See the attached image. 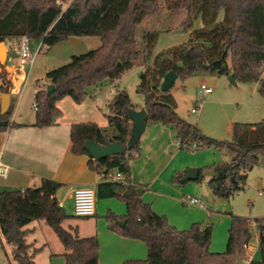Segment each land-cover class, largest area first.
Returning a JSON list of instances; mask_svg holds the SVG:
<instances>
[{"label":"trees","instance_id":"trees-1","mask_svg":"<svg viewBox=\"0 0 264 264\" xmlns=\"http://www.w3.org/2000/svg\"><path fill=\"white\" fill-rule=\"evenodd\" d=\"M162 6L169 11L184 12L177 28L188 29L189 40L162 49L138 75L136 91L144 98L147 123L175 128L178 143L186 150L192 151L194 143V150L214 147L229 152V162L209 168L215 170L210 180V184H217L212 188L214 195L230 198L245 185L242 172L259 164L260 156L264 155V118L251 123L234 121L231 138L216 140L178 116L171 88L162 92L160 83L169 70L178 79L198 73L234 74L236 81L256 82L259 94L264 97V0H0V42L26 36L32 42L51 47L73 36L99 38L98 47L74 54L67 64L45 73L46 84L34 93L33 103V125L41 128L53 124L61 114L56 107L59 99L69 96L74 102H80L87 88L105 80L114 83L140 56L147 59L157 42L158 31L145 30L140 45L136 31L146 16L157 13ZM197 17L202 26L191 29ZM3 67L0 64V93L9 92L11 87ZM49 83L54 85V90L46 95ZM113 94L106 107L107 127H99L95 122H76L69 128V137L71 152L88 156L83 148L86 140L121 143L120 153L100 160L90 157L87 165L103 175L120 171L126 176V183L99 184L96 194L97 197L114 196L125 203L124 215L110 212L105 215L110 221L109 228L119 235L139 239L146 246L145 260L122 264H235L238 253L241 257L245 255L242 244L251 236L248 218L231 216L225 251L213 252L209 249L210 224L201 227L193 223L187 229H177L167 217L156 214L141 199V191L129 183L127 154L138 150L137 144L129 150L125 147L131 130L128 109L134 106L125 89L117 88ZM10 110L8 107L0 114V131L16 125L10 122ZM172 180L184 183L177 173ZM60 186L54 180L43 178L37 187L0 190V236L11 246V255L17 264H35L33 257L39 248L30 250L31 245L25 240L27 230L23 227L43 219L64 247L65 264H97L98 237H81L75 227L62 226L70 215L55 197ZM115 219L125 223L119 225ZM255 224L261 256L248 264H264V218L255 219Z\"/></svg>","mask_w":264,"mask_h":264},{"label":"crops","instance_id":"crops-1","mask_svg":"<svg viewBox=\"0 0 264 264\" xmlns=\"http://www.w3.org/2000/svg\"><path fill=\"white\" fill-rule=\"evenodd\" d=\"M136 39L140 42L141 36L136 35ZM86 42L98 45L93 39L86 40ZM3 71L6 79L11 83L8 92L10 94L9 107H11L10 122L16 125H9L5 131H0V161L7 169L5 177L0 176V190H24L26 187L40 186L43 178L54 180L61 184L55 197L59 205L70 215L69 218L63 220L67 221V229L75 227L77 235L81 237H98L97 264H122L125 261L145 260L148 252L143 241L119 235L109 228L110 221L105 218L107 213L121 216L126 212L125 203L116 197H97L96 195L94 215L81 217L83 219H78L73 223L69 222L75 217L72 201L74 189L88 186L93 188L97 194L99 184L107 181L102 177L100 170L90 169L87 165L90 156L71 152L69 128L76 122H95L99 127H107L106 107L114 91L110 88L105 93L101 87L108 80L87 88L85 97L80 102H74L69 96L59 99L56 107L59 108L61 114L55 118L53 124L38 128L33 125L35 121L34 93L42 88V83L44 84L46 79L35 83L34 88L25 95L24 92H21L22 94L19 92L21 79L19 75L13 73L14 67L6 62ZM257 86V83L254 84L251 92L245 95L241 102H236L239 105L237 108L240 110L242 108V114L239 113L240 110L237 112V110L232 111L225 108L216 112H206L199 106L198 111L193 114L202 112L193 125L216 140H229L232 134L231 125L234 121L251 123L264 118V98L257 96ZM173 96L175 99L174 93ZM13 97L17 98L14 105ZM134 108H143V103ZM137 146L138 150L127 154V164L130 167L128 180L141 191V199L149 203L156 214L167 217L168 222L179 230L187 229L193 223H198L203 227L208 223L209 218L219 217L221 211L217 212L207 205L209 197L216 196L212 190L213 184H210L212 177L201 175V173L214 169L209 167L217 163L229 162L231 159L229 152L214 147L192 151L181 148L178 145L176 129L168 124L146 123L145 131ZM188 167L198 168L196 179L182 180ZM253 167L242 172L246 178L245 184L248 172ZM176 173L180 174V180L184 181L183 184L172 180ZM190 196L204 197L207 202L205 208L184 203L183 199ZM228 214L233 216L230 212ZM260 218L264 217H254V220ZM35 222V220L31 221L23 229L27 230L25 240L31 245L30 250L39 248L37 252H40L48 246V241L38 245L37 239L32 236L36 232L37 224L41 227V222L45 224L46 222L44 219L39 223L35 224ZM255 225L254 221L252 226L256 229ZM28 235H31L33 240L28 241ZM62 248H58L56 253L49 252V255L57 254L61 257L59 259H63V245ZM35 254L33 259L37 264Z\"/></svg>","mask_w":264,"mask_h":264},{"label":"rangeland","instance_id":"rangeland-1","mask_svg":"<svg viewBox=\"0 0 264 264\" xmlns=\"http://www.w3.org/2000/svg\"><path fill=\"white\" fill-rule=\"evenodd\" d=\"M183 18L184 12H181L180 9L169 11L164 6H162L157 13L146 16L141 22L142 24L138 26L136 35L140 37L145 29L158 31L157 42L151 54L146 60L140 56L131 68L127 69V71L119 76L120 78L114 81V83L108 81L106 84L102 85L101 90L107 93L110 88L113 91L117 88H123L126 93L129 94L133 106H140V104L144 102V98L142 94L136 91V85L139 82L138 75L145 70V67L151 65L154 55L162 51V49L176 46L179 45V43L189 40V30L180 27L177 28ZM201 26L202 21L200 17H197L193 21L191 29H196ZM91 39L98 45L88 44L86 42V40ZM139 43H141V41ZM36 45L37 43L30 40L31 52L34 51ZM99 45V38L96 36H73L61 40L51 47L44 44L41 45L33 60L34 62L29 71L28 82L22 90V93L24 92V94L27 95V93L34 88L35 83L44 81L47 71L67 64L70 62V57L72 55L88 52ZM28 68L29 67L26 66L25 71H27ZM262 72V78L264 79V70ZM202 81L211 86L213 91V93L206 94L203 97L202 105H200L201 110L204 109L206 112H216L221 108L231 109L232 111L237 110L238 112L240 109L237 108L239 105L236 104V102H241L245 95L251 92L252 86L256 84V82L244 83L237 81L236 84L231 85L226 75L218 74L198 73L197 75H191L185 79H176L170 89V92L175 95L177 104L175 110L180 118L185 119L191 124H195L197 117H199V114L202 112L199 111L197 114L190 112V108L194 107L195 101L197 100L196 90ZM45 83H42L41 87H44ZM256 94H258L257 96H261L258 91ZM16 99V97H13V105ZM241 111L242 108L239 111L240 114L243 113V111ZM259 160V164L255 165L253 169L248 172L246 184L242 190L236 191L230 198L220 196L212 197V195L209 197V203L207 205L217 212L221 211L218 215L219 217H211L208 219V223H206L211 225L212 238L209 246L211 251L218 253L225 251L228 239L227 230L231 221V216L228 214L230 212L235 216L246 217L250 220L249 229L251 231V236L247 240V248H245V255L242 258H246L247 254H249L252 259L260 258V250L257 248L258 232L252 226L255 221L254 217H264V155L260 156ZM199 198L202 199L205 204L207 203L204 197ZM69 211H71L70 207ZM72 219L73 221L69 222L73 223L83 218L74 217ZM35 221L36 224L39 223L40 220ZM41 223V227L37 224L36 232L32 237L37 239L38 245L42 244L44 241H48V246H45L42 251L35 254L37 264H64V260L59 259V255H49V252L53 251L56 253L58 248H63L58 237H56L50 227L43 222ZM62 226L67 228V221H63ZM27 237L28 241L33 240L31 235ZM50 256L51 259H49ZM0 264H17L11 255V246L6 244L2 238H0Z\"/></svg>","mask_w":264,"mask_h":264},{"label":"built area","instance_id":"built-area-1","mask_svg":"<svg viewBox=\"0 0 264 264\" xmlns=\"http://www.w3.org/2000/svg\"><path fill=\"white\" fill-rule=\"evenodd\" d=\"M6 44L7 54L5 63L8 62L11 66H13V73L20 76L21 80L18 88L19 92L21 93L27 85L30 68L34 62L33 60L37 55L41 44L40 42H38L33 52H31L30 50V40L26 36L9 39ZM26 66L29 67L27 71H25ZM211 91V87H209L205 83L199 84L198 89L196 90L197 100L195 101L194 107L190 108L191 113H196L198 111V107L203 102L204 95L207 93H211ZM33 108H35L34 105ZM191 145L192 150H194V143H192ZM6 170L7 169L5 168L4 164L0 161V176L5 177ZM102 177L109 182H125L126 180V176L120 171H114L105 175L102 174ZM72 201L73 215L75 217H88L94 215L96 206V193L93 188L88 186L77 187L72 193ZM183 201L188 205L205 208V202L199 197L190 196L184 198ZM242 247L243 249L247 248V242L243 243ZM251 259V256L247 254L246 258H244L243 260L246 264H248Z\"/></svg>","mask_w":264,"mask_h":264},{"label":"water","instance_id":"water-1","mask_svg":"<svg viewBox=\"0 0 264 264\" xmlns=\"http://www.w3.org/2000/svg\"><path fill=\"white\" fill-rule=\"evenodd\" d=\"M7 54V46L4 42H0V64H5V58ZM178 75L174 73V71L169 70L163 74L162 81L160 83V90L163 92L165 90L170 89ZM227 79L231 84H235L236 80L234 74L227 75ZM54 90L53 84H48L45 89L46 95L50 94ZM10 94L8 92H4L0 94V114H4L10 105ZM128 115L131 121L130 125V134L129 138L126 142L125 147L129 150L134 147L135 144L140 140L141 135L145 131V126L148 120V113L144 108L135 109L133 107L128 109ZM83 148H85L90 155L92 160H100L102 158L112 156V154H118L121 152L122 147L119 141H112L111 143L100 144L97 142H93L90 140H86L83 144ZM198 168L188 167L185 171V174L182 177V180L186 179H196L198 176ZM215 174L214 169L205 170L201 173V175H206L213 177ZM232 179V178H231ZM234 181V179H232ZM213 187H217L216 183H213ZM115 222L119 225H123L125 222L119 219H115ZM235 264H246L242 259L241 255L238 253L236 257Z\"/></svg>","mask_w":264,"mask_h":264}]
</instances>
